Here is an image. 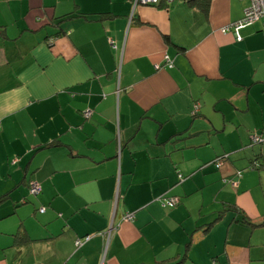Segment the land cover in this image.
Segmentation results:
<instances>
[{"label": "crops", "instance_id": "1", "mask_svg": "<svg viewBox=\"0 0 264 264\" xmlns=\"http://www.w3.org/2000/svg\"><path fill=\"white\" fill-rule=\"evenodd\" d=\"M251 5L0 0V264H264Z\"/></svg>", "mask_w": 264, "mask_h": 264}, {"label": "built area", "instance_id": "2", "mask_svg": "<svg viewBox=\"0 0 264 264\" xmlns=\"http://www.w3.org/2000/svg\"><path fill=\"white\" fill-rule=\"evenodd\" d=\"M251 1L252 5L251 7L246 11L245 13V18L244 20L238 24L236 26V32H238L239 30L246 28V27H250L252 26L254 23L260 21V20H264V0H249ZM157 2V0H142L143 4H150V3H155ZM239 39V38H238ZM240 40V39H239ZM261 137L258 136L257 134H254L252 136V143L254 145L259 144L261 142ZM40 192V187L38 184H32L31 185V193L32 194H39ZM179 201L178 199H169V198H163L162 199V205L164 208H174L178 205ZM41 214L45 213V209L40 210ZM116 213V212H115ZM115 214H114V223H115ZM122 221H132L134 219V216L132 214H125L121 217ZM114 229V224L111 225V227L109 228V230H107L106 232L102 233V237L106 238V243L107 246L110 242L111 239V233ZM91 236L86 237L85 240L83 239H77L75 242V246L77 249H80L81 247L84 246V244H86L87 242H89L91 240ZM106 246V248H107Z\"/></svg>", "mask_w": 264, "mask_h": 264}, {"label": "trees", "instance_id": "3", "mask_svg": "<svg viewBox=\"0 0 264 264\" xmlns=\"http://www.w3.org/2000/svg\"><path fill=\"white\" fill-rule=\"evenodd\" d=\"M165 2L167 5H170V4H172L173 3V0H158V3L157 4H155V5H145V6H157L160 2ZM188 4H189V6L190 7H193V8H198L201 12H203L205 15H208V13H209V11H210V9H211V4H212V1L213 0H185ZM139 5V4H138ZM137 6V5H136ZM163 7V5L162 6H160V8H162ZM2 132V125L0 124V133ZM258 136H260V135H258ZM261 137V136H260ZM262 140V139H261ZM251 143H252V139H251ZM262 143V141L259 143V144H261ZM259 144H256V145H259ZM252 145L253 146H255L253 143H252ZM228 158V157H227ZM226 158H218L215 162H213V164L217 167V168H220L223 164V162H224V160H225ZM219 164H221V166L219 167L218 165ZM254 166H257V164L256 163H254ZM239 173H241V172H239ZM40 187V186H39ZM29 195H31L32 197H38L41 193H42V189H41V187H40V192H39V194H32L31 193V186H30V189H29ZM6 197H7V195H5V196H3V197H0V204L1 203H3L4 202V200L6 199ZM163 198H169V199H178V201H179V203H178V205L180 204V199L179 198H177V197H160L159 199H158V201L161 203V205H162V199ZM177 205V206H178ZM163 206V205H162ZM40 211V210H39ZM132 215L134 216V214L132 213ZM134 219H135V216H134ZM133 219V220H134ZM218 220H220V217L217 219V221ZM116 221V220H115ZM261 226L262 225H264V222L262 223V224H260ZM18 236V238H19V241H22V243H26L27 241H28V237L26 236V234H23V235H21V233H18L17 234ZM16 236V235H15ZM86 237H89V236H86ZM86 237H84V238H81V239H83V240H85L86 239ZM16 243H17V241H16ZM18 245H21V244H18ZM76 247V246H75ZM170 263L172 264V262L170 261ZM183 263V259H180L179 261H177V262H175V263H173V264H182ZM157 264H166V262H164V263H157Z\"/></svg>", "mask_w": 264, "mask_h": 264}, {"label": "bare ground", "instance_id": "4", "mask_svg": "<svg viewBox=\"0 0 264 264\" xmlns=\"http://www.w3.org/2000/svg\"><path fill=\"white\" fill-rule=\"evenodd\" d=\"M158 3V0H157V2H155V3H150V4H143L142 3V0H136V5H138V4H142V5H155V4H157ZM249 9V8H248ZM247 9V10H248ZM246 10V11H247ZM246 11H245V13H246ZM244 18H245V16H244ZM244 18H243V20H244ZM242 20V21H243ZM241 21V22H242ZM241 22H239L238 24H240ZM258 22H263V24H264V20H260V21H258ZM258 22H256V23H258ZM256 23H254L252 26H254ZM238 24H234V26H232L231 28H226L225 30H224V32H231V30H233V32H235V35H236V37H237V40L239 41V39H240V37L238 36V32H236V26L238 25ZM252 26H250V27H252ZM246 28H248V27H246ZM244 29V28H243ZM262 36H263V38H264V27H263V31H262ZM239 38V39H238ZM219 167L221 166V164H219L218 165Z\"/></svg>", "mask_w": 264, "mask_h": 264}, {"label": "rangeland", "instance_id": "5", "mask_svg": "<svg viewBox=\"0 0 264 264\" xmlns=\"http://www.w3.org/2000/svg\"><path fill=\"white\" fill-rule=\"evenodd\" d=\"M255 148H257V147H255ZM5 206H6L5 203H4V204H1V205H0V210H1V209L3 210V209L5 208Z\"/></svg>", "mask_w": 264, "mask_h": 264}, {"label": "water", "instance_id": "6", "mask_svg": "<svg viewBox=\"0 0 264 264\" xmlns=\"http://www.w3.org/2000/svg\"><path fill=\"white\" fill-rule=\"evenodd\" d=\"M115 216H117V214Z\"/></svg>", "mask_w": 264, "mask_h": 264}]
</instances>
